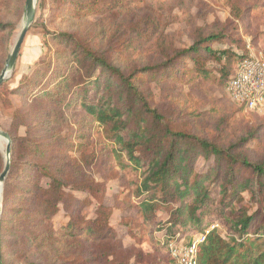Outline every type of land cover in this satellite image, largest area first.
Listing matches in <instances>:
<instances>
[{
	"label": "trees",
	"instance_id": "trees-1",
	"mask_svg": "<svg viewBox=\"0 0 264 264\" xmlns=\"http://www.w3.org/2000/svg\"><path fill=\"white\" fill-rule=\"evenodd\" d=\"M0 1L7 4L10 0ZM90 1L93 4L81 3L83 16L97 11L94 4L99 0ZM240 4L236 18L246 21L261 17L262 30L253 31L250 24L247 27L253 43L264 45V0H242ZM71 5L70 0H59L55 19L73 18L76 14L70 9ZM16 25V21L0 18V40L8 43ZM76 36L74 32H58L55 40L68 49V53L60 51L57 55V60L64 65L54 64L52 60L41 62L33 76L23 77L25 81L16 92L24 97L44 79L43 87L47 89L53 83L52 92L62 95L61 98L56 96L57 100L51 95V102L62 101L77 106L105 127L115 143L118 165L127 173L128 195L137 199L136 203L130 204L131 209L135 211V218L141 219L143 231L149 233L154 252L142 250L139 262H133L126 255L118 257L117 253L110 259L111 252L105 249L114 251L118 249L117 243L122 245L119 232L111 225L114 207L100 198L92 219L81 215V202L83 205L91 200L65 190L69 185L65 179L66 167L44 161L45 150L37 146L32 135L18 136L23 118L17 116L10 130L13 138L11 170L3 189L1 264H11L13 247L23 236L16 224L24 222L30 231L38 230L59 215L60 204L69 202L71 205L66 208L69 218L67 222H59L54 234L61 232L86 237L80 241L84 251L89 252V245L94 249L98 247L97 255L104 258L106 264H173L168 240L180 234L191 241L215 222L226 226L228 237L217 231L211 232L199 248L200 264H264V159L252 160L243 152L248 137L225 144L180 128L156 105L152 90L141 86L143 75L173 80L187 71L203 79H211L220 72L222 80L227 79L229 83L240 61L248 55L237 53L236 67L231 70L232 55L235 54L217 50L213 44L226 38L240 45L245 41L223 32L212 33L187 48L175 50L160 62L127 69ZM226 54L227 64H213L220 63ZM68 56L74 58L72 67L83 71L78 80L64 70L68 66ZM200 158L207 163L204 169L198 168ZM3 168L0 153V173ZM72 187L78 192L88 190L79 185ZM168 205L172 206L171 215L160 220L159 210ZM125 223L131 237L141 242V237L131 234L132 223ZM35 236L39 244L49 242L46 232ZM37 260L25 264H56Z\"/></svg>",
	"mask_w": 264,
	"mask_h": 264
},
{
	"label": "rangeland",
	"instance_id": "rangeland-1",
	"mask_svg": "<svg viewBox=\"0 0 264 264\" xmlns=\"http://www.w3.org/2000/svg\"><path fill=\"white\" fill-rule=\"evenodd\" d=\"M58 1L37 0L35 20L27 32L11 75L0 88V129L9 133L13 147L11 126L14 118L21 116L23 119L18 136L32 135L37 146L45 150L44 161L66 167L65 179L69 185L65 190L91 200V203L87 201L83 205L81 202V215L92 219L100 198L114 207L111 225L119 232L122 245L117 243L118 249L114 251L106 248V252H111L109 258L112 259L117 253L118 257L126 255L133 262H139L143 251L154 252V245L149 233L143 231L141 219L135 218V211L131 209L130 204L136 203L137 199L128 195L127 173L118 165L115 143L105 127L77 106L62 101L51 102V95L55 100L56 96L61 98L62 95L52 92L53 83L47 89L43 87L44 79H38L39 86L25 93L24 97H20L16 89L25 81L24 76L34 75L41 62L52 60L54 64H60L57 60L59 52L68 53L67 47L55 40V35L60 31L74 32L77 38L103 51L127 69L160 62L175 50L187 48L201 37L223 32L245 41L242 44L245 48H240L242 45L233 43L230 38L221 41L223 43L213 44L217 50L235 54L230 65L233 70L238 60L237 53L246 52L249 55V45L264 54V45L253 43L247 27L250 24L251 30L260 31L263 29L262 20L261 17L246 21L236 18L242 0H99L94 4L96 13L89 16H83L80 8L81 3L93 4L90 0H70V9L76 15L58 21L54 16ZM25 4L26 0H10L7 4L0 1V18L17 22L8 43L0 40V73L20 33ZM226 58L227 54L220 63L213 64L225 65ZM67 60L68 66L64 70L78 80L83 76V71L72 67V56H68ZM187 72L173 80L143 75L141 86L152 90L156 105L180 128L225 144L237 143L248 137L243 152L252 160L264 159V112L258 113L234 103L228 91L227 79L222 80L220 72H216L211 79ZM66 100H69V95ZM252 136L256 137L253 139ZM0 153L5 167L1 146ZM206 165V161L200 158L198 168L204 169ZM73 185L84 186L88 190L78 192ZM246 196L249 199V195ZM70 205V202L60 204L59 215L53 221L45 222L38 230L30 231L24 222L16 224V229L23 236L13 247L11 264H25L32 259L56 264H106L105 259L97 255L98 247L94 249L89 245V252L84 251L80 241L86 237L61 232L54 234L59 222H67L66 208ZM171 212L172 206L162 207L159 210L160 220L167 219ZM126 221L132 223L131 234L141 237V242L131 237ZM215 223L220 225L217 232L228 237L226 226ZM43 232H46L49 242L39 244L35 234ZM156 236L159 238L158 233Z\"/></svg>",
	"mask_w": 264,
	"mask_h": 264
},
{
	"label": "built area",
	"instance_id": "built-area-1",
	"mask_svg": "<svg viewBox=\"0 0 264 264\" xmlns=\"http://www.w3.org/2000/svg\"><path fill=\"white\" fill-rule=\"evenodd\" d=\"M249 55L243 58L238 70L228 83V91L232 101L239 106L258 113L264 112V54L248 46ZM219 223H213L204 231L196 234L191 241L180 234L170 238L167 248L173 264H200L199 248L208 235L219 230Z\"/></svg>",
	"mask_w": 264,
	"mask_h": 264
},
{
	"label": "water",
	"instance_id": "water-1",
	"mask_svg": "<svg viewBox=\"0 0 264 264\" xmlns=\"http://www.w3.org/2000/svg\"><path fill=\"white\" fill-rule=\"evenodd\" d=\"M36 7H37V0H26L23 24L20 33L18 35V38L13 46V49L6 60V64L2 72L0 73V86L11 75L15 67V64L17 62L27 32L35 20ZM0 137L4 138L7 141L6 149L4 152L5 167L2 173L0 174V231H1V207H2L1 205L3 199V184L9 174L11 167L12 140L9 133L3 131L2 129H0ZM0 264H1V246H0Z\"/></svg>",
	"mask_w": 264,
	"mask_h": 264
},
{
	"label": "bare ground",
	"instance_id": "bare-ground-1",
	"mask_svg": "<svg viewBox=\"0 0 264 264\" xmlns=\"http://www.w3.org/2000/svg\"><path fill=\"white\" fill-rule=\"evenodd\" d=\"M6 145H7V141L0 137V146L3 148V151L5 152V149H6Z\"/></svg>",
	"mask_w": 264,
	"mask_h": 264
}]
</instances>
